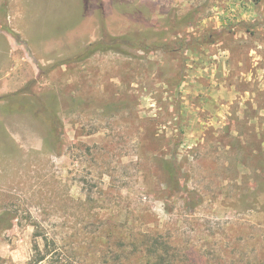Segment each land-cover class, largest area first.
Here are the masks:
<instances>
[{"label": "rangeland", "instance_id": "rangeland-1", "mask_svg": "<svg viewBox=\"0 0 264 264\" xmlns=\"http://www.w3.org/2000/svg\"><path fill=\"white\" fill-rule=\"evenodd\" d=\"M0 264H264V0H0Z\"/></svg>", "mask_w": 264, "mask_h": 264}, {"label": "trees", "instance_id": "trees-1", "mask_svg": "<svg viewBox=\"0 0 264 264\" xmlns=\"http://www.w3.org/2000/svg\"><path fill=\"white\" fill-rule=\"evenodd\" d=\"M190 16H191V14L187 15L186 17L188 18ZM131 41L133 42V40L127 36L114 37V36L107 35L106 37H103L100 40H97L95 42L90 43L84 50H82V52H80L78 59L83 60L84 58L90 56L91 54H93L94 52H96L98 50L103 51V50L111 49V50H115V51H121V49L124 46H130ZM139 45H140L139 47H142L141 46L142 43H139ZM160 45H163V46H160ZM154 47L165 48V45L164 44H155ZM45 110L48 111V109H45ZM165 168L169 171L170 178H174L176 176L175 171L171 167L165 166ZM173 187H176V186L174 185ZM42 259H43L42 255L38 256L37 259L34 260V262L38 263Z\"/></svg>", "mask_w": 264, "mask_h": 264}]
</instances>
